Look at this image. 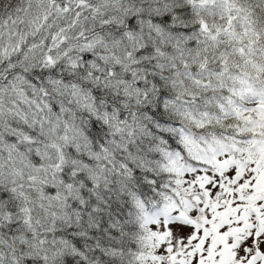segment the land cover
I'll list each match as a JSON object with an SVG mask.
<instances>
[{"label": "snow or ice", "instance_id": "1", "mask_svg": "<svg viewBox=\"0 0 264 264\" xmlns=\"http://www.w3.org/2000/svg\"><path fill=\"white\" fill-rule=\"evenodd\" d=\"M0 264H264V0H0Z\"/></svg>", "mask_w": 264, "mask_h": 264}]
</instances>
